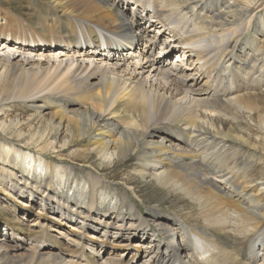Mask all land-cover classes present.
Instances as JSON below:
<instances>
[{
    "label": "bare ground",
    "instance_id": "obj_1",
    "mask_svg": "<svg viewBox=\"0 0 264 264\" xmlns=\"http://www.w3.org/2000/svg\"><path fill=\"white\" fill-rule=\"evenodd\" d=\"M46 2L0 0V264H264V0Z\"/></svg>",
    "mask_w": 264,
    "mask_h": 264
},
{
    "label": "rangeland",
    "instance_id": "obj_2",
    "mask_svg": "<svg viewBox=\"0 0 264 264\" xmlns=\"http://www.w3.org/2000/svg\"><path fill=\"white\" fill-rule=\"evenodd\" d=\"M11 1H12V4L14 6L18 7V8L22 7L24 9V6L25 7L27 6V0H11ZM41 2H43V4L47 3L46 0H41ZM243 3L244 2H242V4ZM134 4H135L134 1H129L127 5L129 6V9H131L133 6L137 5V4H135V5ZM237 8H239V7H237ZM136 9H138V8H136ZM151 9H152V7H151ZM36 18L38 19V15H36ZM151 29H154V28L152 27ZM257 38H258V41L261 43V59L264 60V32H263V34L259 35ZM246 42L248 43V39H247ZM247 49L250 51L249 47H247ZM157 53H155V54H157ZM177 53L178 52H174V55L171 57V61L174 62V61L179 60L178 57H177ZM252 83H253V81H252ZM262 83H264V80H262ZM257 85L258 84H255L254 86H257ZM249 92H250L249 94H253V99L256 102H258L259 104L264 106V85H263V87L261 89L249 90ZM255 94H257V95H255ZM20 107L21 106L17 107V110L15 111L14 114H16L17 112H20L19 111ZM33 109L34 108L30 107L29 113L32 112ZM244 117H245V114H244L243 118ZM235 124H237V123H235ZM251 124L256 126L254 121H251ZM245 127H246V125H245ZM252 129H254V128H252ZM246 130L249 133V131L251 129H246ZM0 133L6 136L3 140H8V141L11 140L12 141L13 137L10 136V135H6L4 130L0 131ZM0 139H1V137H0ZM65 154L67 155L65 157V159L66 160H70V162H69L70 164L69 165L72 164V166L69 167L70 169L67 170L66 175L68 177H73V178L77 176L78 178L82 179V177H84L86 173H85L84 170H82V168H81L82 165H80L81 163L78 160L74 159V157H73V155L71 153V150H69V149L66 150ZM96 158H95V160H96ZM118 166H113L112 167L111 165H108V166H105L104 169H103V171L106 172L105 176L107 178V179L105 178V180H104L103 188H104V190H107V191L111 190V193H114V194L118 193L120 191H125L127 189L129 190V189L132 188V186L125 185L123 180H122L124 177L128 176V173H126L127 170H125V168L122 167V165H118ZM12 168L14 169L13 171L15 173H16V171H18V165L15 166V167H12ZM256 173L259 176L260 175L264 176V164H262V163L260 164V168H257ZM148 183H150L149 179L147 180V179H145L143 177H138V178L136 177V179L134 181V184H133L135 186V188H136V191L138 192L137 195L139 197H141V199L145 202L144 206L141 205L140 201H142V200L138 196H136V193H134V194L131 193L132 199L134 201H136L137 203H139L144 211L145 210H149L150 208L156 207L164 215L171 214V216H172V215H176V214L177 215L178 214L179 215H185L186 214L190 218H191L192 215H193L194 218L197 217L192 212L193 208L191 210L189 208V205L187 203H185L186 200H189L188 198H186L185 196H183L181 194V195H179L180 196L179 198H176L175 200H173V199L168 197L169 196V192H168V190L164 189V187L159 186L157 184L155 185L154 183L153 184H148ZM11 191H13V190H11ZM26 198H27L26 196L24 198H20V197L18 198L17 203L21 206V208L22 207L24 208V206H22V204L24 203L23 201H28V199L26 200ZM37 209L39 210L38 207H35L34 210L36 211ZM34 215H35L34 212L32 214H30V216H34ZM47 216L50 217L51 216L50 213H49V215L47 214ZM44 218L46 219V217H44ZM191 219H193V218H191ZM42 222H45V220L43 219ZM0 223H2V221ZM1 228H3V227L1 226ZM59 234H62L63 238H66L65 234H63V233H59ZM240 245H241V247H243V243H241ZM55 247H56L55 248L56 250L61 251V252H63V251L65 252V250H66L65 247H63V246H58L57 245ZM62 248H64L65 250L62 249ZM103 254L106 255V252L103 253ZM144 259L147 261V260L150 259V256H148L147 258H144Z\"/></svg>",
    "mask_w": 264,
    "mask_h": 264
}]
</instances>
